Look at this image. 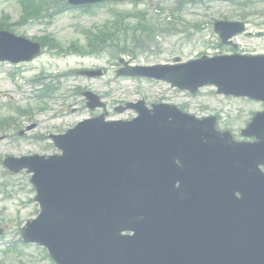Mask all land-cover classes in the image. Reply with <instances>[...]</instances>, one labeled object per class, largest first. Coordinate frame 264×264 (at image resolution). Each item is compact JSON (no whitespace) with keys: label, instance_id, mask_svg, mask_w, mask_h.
<instances>
[{"label":"water","instance_id":"95a60500","mask_svg":"<svg viewBox=\"0 0 264 264\" xmlns=\"http://www.w3.org/2000/svg\"><path fill=\"white\" fill-rule=\"evenodd\" d=\"M216 30L224 42L241 32L238 25ZM36 53L0 34V60ZM137 71L129 73L193 93L213 84L219 93L264 102V56ZM128 107L140 117L94 119L54 138L62 157L5 162L14 173H34L42 212L21 230L25 241L45 246L58 264H264V114L245 132L258 143L239 144L218 133L214 119Z\"/></svg>","mask_w":264,"mask_h":264},{"label":"rangeland","instance_id":"374dc122","mask_svg":"<svg viewBox=\"0 0 264 264\" xmlns=\"http://www.w3.org/2000/svg\"><path fill=\"white\" fill-rule=\"evenodd\" d=\"M175 1L159 0V5L157 1H153L141 3L137 7L132 4H109L87 14L74 10L58 17L52 25L31 22L24 26H14L12 31L31 40L52 35L63 46H68L73 41L84 44L82 31L109 24V21H113L114 11L132 13L128 21V25L132 27L119 41L128 40L131 44L127 43L129 47H134L132 50L136 58L132 59V56L125 54L121 58L135 65H152L173 62L175 57H180L183 62L198 58L208 44L216 46L218 43L213 33L215 21L241 20L246 14L245 18L254 33L249 38L241 37L246 44V52L264 53V0H240L250 5L245 10L217 0L206 1L204 4H186L183 7L185 21L177 24L170 18L167 22L163 21L167 13L157 10V6L166 11L177 5ZM4 14L10 17L11 26L19 22L21 9L16 0H0V17ZM149 20L166 24L171 20V33H162L155 40L145 41L144 36L148 38V35L139 31ZM133 34H137L138 38H134ZM216 52L230 53L228 48L215 49ZM118 62V59H112L109 54L101 58H84L70 53L57 54L47 48L42 57L32 63L0 64V120L14 118L9 125L0 124V222L5 229V234L0 239V264H52L42 250L34 246L25 248L24 256L2 254L9 245L19 243L18 229L36 217L39 210L35 202L36 192L30 182L31 175L26 171L11 174L3 161L9 156L18 158L57 153L49 135L64 133L76 124L102 113L101 110L92 111L87 108L82 96L84 91H92L102 98L107 105V118L110 120L131 119L135 116L134 112L115 113L113 110L117 106L136 102L138 99L146 100L149 105L164 101L198 117L217 116L220 129L233 132L236 138H240V131L247 126L254 114L263 110L260 104L218 96L211 87L202 89L197 97L191 98L171 89L165 83L118 78L115 75L119 68ZM84 69H102L104 76L90 79L75 73ZM43 72L45 76L41 83L50 84L51 95L39 100L37 96L43 86L32 80ZM11 73H14V77L10 76ZM18 107L27 110L28 114H18Z\"/></svg>","mask_w":264,"mask_h":264},{"label":"trees","instance_id":"16d2710c","mask_svg":"<svg viewBox=\"0 0 264 264\" xmlns=\"http://www.w3.org/2000/svg\"><path fill=\"white\" fill-rule=\"evenodd\" d=\"M106 1H133V0H106ZM64 0H41V3L38 4V7H36V2L34 1V10L28 12V16L30 17H39L42 16V12L44 10H48L50 7H53L54 9H63L66 7V5L63 3ZM44 5V6H43ZM48 5V6H47ZM47 6V8H46ZM120 30L118 31V35L120 34ZM100 33V31L98 32ZM97 33L90 34V43L89 48H94L98 46L99 43H101L100 36H96Z\"/></svg>","mask_w":264,"mask_h":264}]
</instances>
